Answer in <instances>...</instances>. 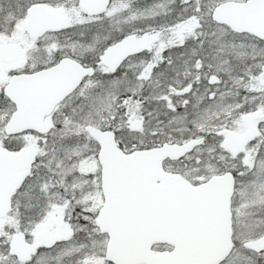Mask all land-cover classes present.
<instances>
[{"label": "snow or ice", "instance_id": "snow-or-ice-1", "mask_svg": "<svg viewBox=\"0 0 264 264\" xmlns=\"http://www.w3.org/2000/svg\"><path fill=\"white\" fill-rule=\"evenodd\" d=\"M0 264H264V0H0Z\"/></svg>", "mask_w": 264, "mask_h": 264}]
</instances>
